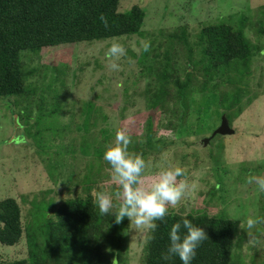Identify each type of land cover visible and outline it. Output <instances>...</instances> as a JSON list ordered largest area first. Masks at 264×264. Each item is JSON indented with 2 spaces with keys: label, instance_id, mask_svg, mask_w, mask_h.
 I'll use <instances>...</instances> for the list:
<instances>
[{
  "label": "rangeland",
  "instance_id": "1",
  "mask_svg": "<svg viewBox=\"0 0 264 264\" xmlns=\"http://www.w3.org/2000/svg\"><path fill=\"white\" fill-rule=\"evenodd\" d=\"M133 5L145 11L138 35L22 52L26 69L37 70L42 83L30 84L29 79L31 86L24 95L0 98V200L13 198L20 203L24 223L37 239L44 240L41 226L54 218L56 209L69 197L104 191L113 197V212L119 207L115 193L120 187L113 180L110 165L104 169L101 156L115 143L117 128L128 135L143 134L144 97H131L134 106L129 107L124 119L121 106L129 99L128 91L140 92L146 83L135 84V61L121 57L115 60L118 70L109 67L105 53L113 42L122 44L126 56L133 58L143 43L154 39L155 48L162 46L164 52L163 43L169 44L167 35L180 26L197 35L202 25L220 19L235 18L237 23L242 13L250 20L264 13V0H121L120 10ZM256 28H264V22ZM248 29L245 35L263 48L254 59L249 81L248 93L255 99L232 122L235 134L219 135L207 143L220 126V118H214L196 136L176 139L169 132L162 137L173 144L159 153L156 149L139 153L147 163L146 183L162 168H183L184 176L178 180L187 187L182 199L169 206L171 209L219 215L220 206L235 221L232 264H264V191L258 186L264 179V36L257 37ZM214 111L217 115L220 112L218 108ZM102 139L106 144H100ZM95 143L98 146L93 148ZM127 223V264H142L149 228L135 230L128 218ZM104 251L112 260L108 246ZM26 253L25 243L22 250L0 246L1 261L26 258Z\"/></svg>",
  "mask_w": 264,
  "mask_h": 264
},
{
  "label": "trees",
  "instance_id": "2",
  "mask_svg": "<svg viewBox=\"0 0 264 264\" xmlns=\"http://www.w3.org/2000/svg\"><path fill=\"white\" fill-rule=\"evenodd\" d=\"M120 1L0 0V98L24 95L27 86H31L27 84L29 79L30 84L42 83L37 70L26 69L22 52L138 35L144 26V9L133 5L121 11ZM101 15L107 19V26L100 21ZM240 15L237 23L235 18H228L202 25L197 35L180 26L167 35L169 44L163 43L164 52L162 46L155 48L154 39L148 51L142 47L133 58L123 56L136 62L135 84L146 83L140 92L128 91L129 99L121 106L124 119L129 107L134 106L131 97H144L143 134L130 135V151L156 149L159 153L161 148L173 144L162 137L164 134L171 132L176 139L196 136L214 118H220L221 124L225 117L231 127L250 106L255 99L248 93L252 65L263 46L259 42L253 44L245 33L249 28L255 36H264V28H256L264 22L259 21L264 19V13L252 20L244 13ZM214 108L219 109L218 115ZM100 144H106L105 139ZM97 146L95 143L93 148ZM107 164L104 160V169ZM218 209L219 215L187 214L169 207L165 221L156 222V231H147L142 264H181L178 257L165 262L161 255L169 244L171 226L184 218L204 228L208 237L197 249L192 264H232L237 226L220 206ZM113 213L100 215L91 192L69 197L56 209L54 218L41 226V240L24 223L23 210L16 199L0 200V246L22 250L25 243L27 251L26 258L5 261H1V254L0 264H127L124 245L129 225L127 218L117 224ZM107 246L112 260L105 254Z\"/></svg>",
  "mask_w": 264,
  "mask_h": 264
},
{
  "label": "clouds",
  "instance_id": "3",
  "mask_svg": "<svg viewBox=\"0 0 264 264\" xmlns=\"http://www.w3.org/2000/svg\"><path fill=\"white\" fill-rule=\"evenodd\" d=\"M100 21L107 26L104 15ZM144 51H148L150 45L143 43ZM126 55L125 47L113 42L105 53L109 61V67L118 70L119 65L115 60ZM132 137L123 129L117 128L115 143L106 148L103 159L110 165L113 180L119 185L120 191L115 193L119 198V207L113 213L115 207L113 197L107 192L97 191L95 203L100 215L113 213L117 224L124 218H128L136 229L149 228L153 232L158 228L157 221L164 222L168 215L169 206H175L183 197L187 185L183 180L182 167H167L156 172L150 181L145 182L144 173L147 163L142 154L129 150ZM259 190L264 191V181L258 182ZM252 221H249L251 226ZM169 244L166 252L162 253V261H169L178 257L181 264H192L196 258L197 249L202 242L208 239L201 226L194 225L189 219H182L171 226L169 232Z\"/></svg>",
  "mask_w": 264,
  "mask_h": 264
},
{
  "label": "water",
  "instance_id": "4",
  "mask_svg": "<svg viewBox=\"0 0 264 264\" xmlns=\"http://www.w3.org/2000/svg\"><path fill=\"white\" fill-rule=\"evenodd\" d=\"M235 134V130H233L227 119L225 117L222 118L221 120V124L220 126L214 131V133L212 134L211 138L220 135V136H232ZM210 139L207 140V143H209L208 141H210Z\"/></svg>",
  "mask_w": 264,
  "mask_h": 264
}]
</instances>
